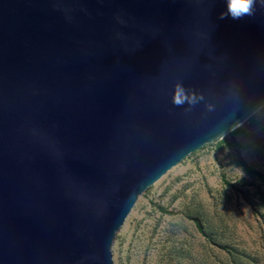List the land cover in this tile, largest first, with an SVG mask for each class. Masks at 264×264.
Instances as JSON below:
<instances>
[{
    "label": "water",
    "instance_id": "1",
    "mask_svg": "<svg viewBox=\"0 0 264 264\" xmlns=\"http://www.w3.org/2000/svg\"><path fill=\"white\" fill-rule=\"evenodd\" d=\"M222 12L0 0V264H113L138 196L264 106V8Z\"/></svg>",
    "mask_w": 264,
    "mask_h": 264
},
{
    "label": "rangeland",
    "instance_id": "2",
    "mask_svg": "<svg viewBox=\"0 0 264 264\" xmlns=\"http://www.w3.org/2000/svg\"><path fill=\"white\" fill-rule=\"evenodd\" d=\"M253 114L257 126L204 144L138 196L113 240V264H264V183L240 163L264 172V106Z\"/></svg>",
    "mask_w": 264,
    "mask_h": 264
},
{
    "label": "clouds",
    "instance_id": "3",
    "mask_svg": "<svg viewBox=\"0 0 264 264\" xmlns=\"http://www.w3.org/2000/svg\"><path fill=\"white\" fill-rule=\"evenodd\" d=\"M257 4L264 8V0H226V12H222L220 18L225 19L230 16L232 19H242L245 16H252L255 13ZM199 99H202V97H198L195 93L186 92L182 84L177 83L174 86L173 104L176 106H182L185 102L195 105ZM243 176L244 173L241 170L240 179Z\"/></svg>",
    "mask_w": 264,
    "mask_h": 264
},
{
    "label": "trees",
    "instance_id": "4",
    "mask_svg": "<svg viewBox=\"0 0 264 264\" xmlns=\"http://www.w3.org/2000/svg\"><path fill=\"white\" fill-rule=\"evenodd\" d=\"M254 114H252L249 118H247L242 124L244 125V127L246 125L250 126V127H254V126H257L259 123L258 121L254 120ZM243 127L242 126H238V129H236L235 131L232 132L231 134V137L234 136V133H237L239 132L240 130H242ZM226 136L222 137L221 140H219V142L221 141H225L226 140ZM238 144V142H235ZM240 159V158H239ZM240 163L242 164L243 166V169L244 171L246 172L247 175L249 176H252V177H256L258 178L261 182L264 183V172L252 167V166H249L247 164H245L243 161H241L240 159ZM261 201H262V205H264V195H261L260 197ZM195 221L197 222V226H198V229L200 230V232H202L207 238H209L211 241H213V243L215 242L214 239L212 238V236H209L208 234H206V231L202 228L200 222L197 220V218H195ZM224 247L227 248V246L225 245Z\"/></svg>",
    "mask_w": 264,
    "mask_h": 264
}]
</instances>
